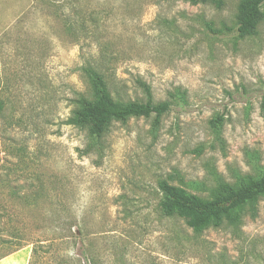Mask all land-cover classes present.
I'll return each instance as SVG.
<instances>
[{
	"label": "rangeland",
	"instance_id": "obj_1",
	"mask_svg": "<svg viewBox=\"0 0 264 264\" xmlns=\"http://www.w3.org/2000/svg\"><path fill=\"white\" fill-rule=\"evenodd\" d=\"M241 2L0 0V261L264 264V196L200 232L160 208L161 182L210 199L264 174V5L242 38ZM90 65L116 102L142 82L171 110L93 143L72 122Z\"/></svg>",
	"mask_w": 264,
	"mask_h": 264
},
{
	"label": "trees",
	"instance_id": "obj_2",
	"mask_svg": "<svg viewBox=\"0 0 264 264\" xmlns=\"http://www.w3.org/2000/svg\"><path fill=\"white\" fill-rule=\"evenodd\" d=\"M192 3L206 0H189ZM264 0H242L238 6L237 32L239 37L255 33L261 17ZM82 73L88 81L92 99L82 97L77 102V111L72 122L75 125L87 126L93 143H98L106 127L112 121H126L132 117H150L160 119L172 106L168 102L155 103L151 89L140 82L146 95L144 102H116L110 91L107 78L99 68L84 66ZM161 212L166 217H179L195 232L209 227H220L227 223L233 225L241 221L247 206L254 208L258 198L264 196V174L247 181H240L236 187L221 184L210 199L193 196L185 190L161 182ZM20 250V249H19ZM12 252L11 254L15 253ZM35 251H32V255ZM32 264V261L29 262Z\"/></svg>",
	"mask_w": 264,
	"mask_h": 264
},
{
	"label": "crops",
	"instance_id": "obj_3",
	"mask_svg": "<svg viewBox=\"0 0 264 264\" xmlns=\"http://www.w3.org/2000/svg\"><path fill=\"white\" fill-rule=\"evenodd\" d=\"M22 253H26L25 259L20 257ZM32 254V250H28V248L21 249L6 258L2 259L0 263H7V264H29L30 257ZM23 262V263H22Z\"/></svg>",
	"mask_w": 264,
	"mask_h": 264
}]
</instances>
